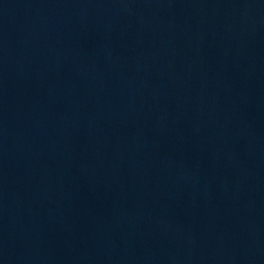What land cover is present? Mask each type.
Returning a JSON list of instances; mask_svg holds the SVG:
<instances>
[{
    "label": "water",
    "instance_id": "obj_1",
    "mask_svg": "<svg viewBox=\"0 0 264 264\" xmlns=\"http://www.w3.org/2000/svg\"><path fill=\"white\" fill-rule=\"evenodd\" d=\"M0 264H264V0H0Z\"/></svg>",
    "mask_w": 264,
    "mask_h": 264
}]
</instances>
